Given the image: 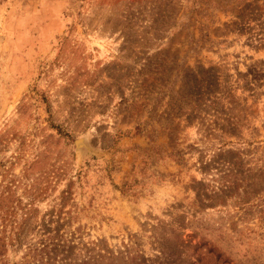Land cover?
<instances>
[{"label": "rangeland", "instance_id": "1", "mask_svg": "<svg viewBox=\"0 0 264 264\" xmlns=\"http://www.w3.org/2000/svg\"><path fill=\"white\" fill-rule=\"evenodd\" d=\"M0 264H264V0H0Z\"/></svg>", "mask_w": 264, "mask_h": 264}]
</instances>
